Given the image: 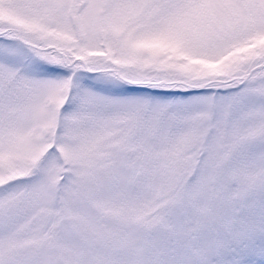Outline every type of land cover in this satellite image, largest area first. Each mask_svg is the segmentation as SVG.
I'll list each match as a JSON object with an SVG mask.
<instances>
[{
    "label": "snow or ice",
    "instance_id": "obj_1",
    "mask_svg": "<svg viewBox=\"0 0 264 264\" xmlns=\"http://www.w3.org/2000/svg\"><path fill=\"white\" fill-rule=\"evenodd\" d=\"M0 264H264V0H0Z\"/></svg>",
    "mask_w": 264,
    "mask_h": 264
}]
</instances>
